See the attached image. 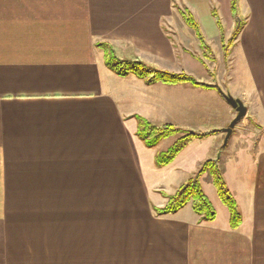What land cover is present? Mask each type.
<instances>
[{
  "label": "crops",
  "instance_id": "obj_1",
  "mask_svg": "<svg viewBox=\"0 0 264 264\" xmlns=\"http://www.w3.org/2000/svg\"><path fill=\"white\" fill-rule=\"evenodd\" d=\"M231 2L0 0V264H264V0ZM213 10L225 41L242 25L227 60ZM98 43L212 87L119 77ZM207 63L210 83L196 79ZM223 95L247 107L225 145L236 113ZM135 115L205 136L159 167L177 136L148 148ZM207 161L236 201L237 230L213 190L212 222L190 205L153 213Z\"/></svg>",
  "mask_w": 264,
  "mask_h": 264
},
{
  "label": "trees",
  "instance_id": "obj_2",
  "mask_svg": "<svg viewBox=\"0 0 264 264\" xmlns=\"http://www.w3.org/2000/svg\"><path fill=\"white\" fill-rule=\"evenodd\" d=\"M231 9L235 12L236 0H232ZM212 15L220 32L223 58L227 60L230 49L237 40L242 25L237 23L232 35L227 41H225L220 19L214 10L212 11ZM182 17L186 25L194 31L202 50V55L207 56V54H211L212 51L209 45L205 42L199 25L193 19L191 14L189 12H183ZM97 47L104 53L105 66L119 77L133 75L145 82L146 85L163 84L167 86L191 85L193 87L200 88L212 87L197 82L193 77L185 73H173L159 70L139 60L120 59L117 57L113 47L107 43H98ZM134 118L137 121L136 135L148 148L156 146L165 138L173 135L177 136V139L167 151L160 152L155 156V164L159 167L171 163L177 154L189 143L191 138L205 136L183 131L168 124L155 125L137 115H135ZM205 173L209 175L219 200L228 210L230 229L237 230L242 222L241 213L238 210L234 197L225 183L219 165L213 161L203 163L202 167L185 183H183L174 194L168 195L161 192V194L166 198V203L161 208L154 207L153 212L157 216L168 215L177 212L186 205H190L193 212L199 217L201 222H212L216 217V212L206 196L201 184V177Z\"/></svg>",
  "mask_w": 264,
  "mask_h": 264
},
{
  "label": "rangeland",
  "instance_id": "obj_3",
  "mask_svg": "<svg viewBox=\"0 0 264 264\" xmlns=\"http://www.w3.org/2000/svg\"><path fill=\"white\" fill-rule=\"evenodd\" d=\"M213 53H214V56H215V58H216V64H217V67H215V70H214V72H213V75H214V78H213V80L214 81H217L218 82V80L220 79V75H221V73H222V69H221V67H219V64H220V62L222 61V55H221V53H220V51L218 50V49H216V48H214V51H213ZM209 71H210V66L208 65V63H207V67H206V69H204L203 68V70L201 69L200 70V73L201 72H203L202 74H198V76H196V79L198 80V81H202V82H205V83H210V80H208L209 79V77H208V73H209ZM228 74H229V71H228ZM219 78V79H218ZM163 149H165V146H162L161 148H159V150H163ZM214 162V161H213ZM203 165V164H202ZM202 167V166H201ZM189 179V178H188ZM187 179V180H188ZM186 179L185 180H181V182H183V183H185L186 181H187ZM202 186H203V189H204V192H206L207 194H208V196H209V199L211 200L212 199V197H213V199H215L214 198V196H213V194H211L210 193V190H213V191H215V188L213 187V185H212V183H211V181L210 180H206V179H203L202 180ZM216 192V191H215ZM215 194V193H214ZM212 195V196H211ZM217 198L219 199V197L217 196ZM221 202V201H220ZM223 205V204H222ZM224 206V205H223ZM225 207V206H224ZM215 211L219 214V216H221V214H220V209L218 208V206H217V204H215ZM226 208V207H225ZM154 213V212H153ZM155 214V213H154ZM156 215V214H155ZM87 216H88V214H87Z\"/></svg>",
  "mask_w": 264,
  "mask_h": 264
},
{
  "label": "water",
  "instance_id": "obj_4",
  "mask_svg": "<svg viewBox=\"0 0 264 264\" xmlns=\"http://www.w3.org/2000/svg\"><path fill=\"white\" fill-rule=\"evenodd\" d=\"M223 98L229 104V106H231V108L236 112L235 118L230 122L229 126L225 129V133H226V137L224 140V145H225L231 133V130L243 119L247 110L239 99H235L229 95H223Z\"/></svg>",
  "mask_w": 264,
  "mask_h": 264
}]
</instances>
